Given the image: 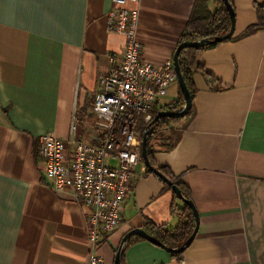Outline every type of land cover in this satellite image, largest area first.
<instances>
[{
  "label": "crops",
  "instance_id": "crops-1",
  "mask_svg": "<svg viewBox=\"0 0 264 264\" xmlns=\"http://www.w3.org/2000/svg\"><path fill=\"white\" fill-rule=\"evenodd\" d=\"M195 1L128 5L139 10L143 59L160 66L173 57ZM261 1L231 0L232 39L200 54L215 89L195 73L190 116L155 146V163L190 192L195 238L177 263L132 236L125 264H264V30L243 36ZM217 6L209 0L211 12ZM112 7L111 0H0V264H86L89 211L48 187L39 138L66 140L73 122L80 131L90 124L98 78L124 47L106 29ZM170 90L176 99L177 83ZM173 202L181 206L157 177L135 176L121 223L95 254L113 264L124 235L148 221L174 229Z\"/></svg>",
  "mask_w": 264,
  "mask_h": 264
},
{
  "label": "built area",
  "instance_id": "built-area-1",
  "mask_svg": "<svg viewBox=\"0 0 264 264\" xmlns=\"http://www.w3.org/2000/svg\"><path fill=\"white\" fill-rule=\"evenodd\" d=\"M111 1L106 29L123 37L124 47L121 55H110L108 72L98 78L90 124L80 131L73 122L66 140L52 134L39 138L48 187L89 211L86 264H104L95 249L121 223L134 177L146 175L140 127L149 125L154 107L177 83L172 58L156 66L142 57L139 10L128 6L140 0Z\"/></svg>",
  "mask_w": 264,
  "mask_h": 264
},
{
  "label": "trees",
  "instance_id": "trees-1",
  "mask_svg": "<svg viewBox=\"0 0 264 264\" xmlns=\"http://www.w3.org/2000/svg\"><path fill=\"white\" fill-rule=\"evenodd\" d=\"M218 6L214 11L208 9L209 0H196L193 6L192 13L186 23L183 32L180 35L178 45L187 42H195L204 39H214L216 37H222L226 35L230 30V19L228 13L221 0H216ZM232 5L231 0H229ZM254 8L257 14V23L249 28L243 36H247L258 31L264 30V0L254 4ZM230 37L227 41L231 40ZM221 44V43H219ZM219 44L207 45L203 49H192L186 48L180 51L178 56V65L183 81L187 87L191 99H193L195 94V87L193 83V75L195 73H202L207 84L215 89L217 81L204 72V67L200 61V54L204 51L213 50ZM177 45V46H178ZM178 96L177 98L164 106H159L158 104L154 107L151 112V121L155 117L156 113L159 111H178L183 107L184 101L182 94L177 85ZM191 109L188 114L179 119L171 118H161L153 125V132L151 136L148 137L146 144V152L148 156L149 163L160 173H162L167 179H169L173 184H175L181 191L185 198L190 199V192L188 188L177 178H175L172 173L164 166H158L154 161L155 146H164L163 141H168V137L173 134L174 131L178 130L184 125L186 119L190 116ZM146 126L140 127V133L143 134ZM167 134V136H165ZM142 137V136H141ZM146 175L150 172L145 171ZM165 189L170 191V189L165 185ZM175 201H179L174 195ZM171 212L179 217V224L174 229H166L165 227H157L152 222H147L145 226V232L151 237L158 240L167 248L178 249L186 241V239L191 235L194 228V217L190 209L181 203V206L171 205ZM140 239V238H137ZM131 241H128L125 245L128 246ZM124 251V250H123ZM122 251L120 264L124 263V252ZM170 256L177 263L183 260V252L181 253H170Z\"/></svg>",
  "mask_w": 264,
  "mask_h": 264
},
{
  "label": "water",
  "instance_id": "water-1",
  "mask_svg": "<svg viewBox=\"0 0 264 264\" xmlns=\"http://www.w3.org/2000/svg\"><path fill=\"white\" fill-rule=\"evenodd\" d=\"M221 1H222L223 5H224V7L228 13L229 19H230V30H229V32L222 37H216V38L211 39V40L204 39V40H199V41H195V42L182 43V44L177 46V48L173 54L172 61H173L174 71H175L176 78H177V85H178V88L180 89V92L182 94V98L184 101L183 107L178 111L163 110V111H159L158 113H156L155 117L152 119V121L149 123V125L145 128V130L142 134V137H141V156H142V160H143V164H144L145 168L147 169L148 172H150L152 175L157 177L161 182H163L170 189V191L173 193V195L182 204L186 205L190 209V211L194 217L193 231H192L191 235L186 239V241L181 245L180 248L171 249V248L165 247L158 240H156L155 238L148 235L143 229H140V228L139 229H133V230L129 231L126 235H124V237L122 238L120 245H119V247L115 253L113 264H120V258H121L123 248L132 236H136V237L141 238L145 241H148L149 243L165 250L168 253L184 252L191 245L193 239L195 238V235L197 233L198 226H199V219H198L197 211L195 209L193 202L191 201V199L185 198L175 184H173L162 173H160L157 169H155L153 166H151V164L149 163V160H148L147 152H146V144H147L148 137L151 136V134L153 132V125L159 119H161V118H171V119L183 118L188 114V112L191 109L192 99H191L190 94L187 90V87L183 81V78H182L180 70H179V65H178V56H179L180 51L183 49H186V48H192V49H196V50L203 49L207 45H214V44L223 43V42L227 41L230 37L233 36L234 30H235V14H234L233 7L230 4L229 0H221Z\"/></svg>",
  "mask_w": 264,
  "mask_h": 264
},
{
  "label": "rangeland",
  "instance_id": "rangeland-1",
  "mask_svg": "<svg viewBox=\"0 0 264 264\" xmlns=\"http://www.w3.org/2000/svg\"><path fill=\"white\" fill-rule=\"evenodd\" d=\"M174 99H175L174 91L170 90L167 92L166 97L164 99H161L158 101V105L168 104V103L172 102ZM161 183H163V182H161Z\"/></svg>",
  "mask_w": 264,
  "mask_h": 264
}]
</instances>
